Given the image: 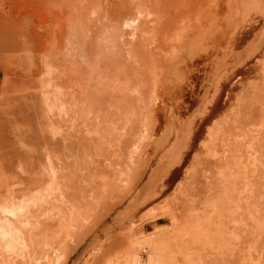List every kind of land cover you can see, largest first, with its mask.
I'll return each mask as SVG.
<instances>
[{"label":"rangeland","instance_id":"rangeland-1","mask_svg":"<svg viewBox=\"0 0 264 264\" xmlns=\"http://www.w3.org/2000/svg\"><path fill=\"white\" fill-rule=\"evenodd\" d=\"M111 1L0 0V201L48 194L58 236L36 241L49 248L44 264H123L127 245L190 220L202 231L189 240L181 233L188 248L163 264H264V0H139L150 25L167 26L152 39L162 47L156 70L129 57L136 40L122 22L96 33ZM118 1L127 12L133 0ZM200 21L209 32L181 49L178 73L166 60ZM113 36L115 45L96 48ZM188 55L198 62L186 69ZM129 73L159 94L183 89L160 96L161 120L148 126L143 148L121 156L120 172V137L145 117L146 104L130 101ZM60 217L69 220L63 228ZM147 260L140 253L138 264Z\"/></svg>","mask_w":264,"mask_h":264},{"label":"bare ground","instance_id":"bare-ground-1","mask_svg":"<svg viewBox=\"0 0 264 264\" xmlns=\"http://www.w3.org/2000/svg\"><path fill=\"white\" fill-rule=\"evenodd\" d=\"M130 1H132V0H130ZM202 1H200V4H199V7H201V8H203L202 5H201ZM99 2H100V0H99ZM101 2H102V0H101ZM107 2L109 3V1H107ZM148 2H150V1H148ZM127 3L129 4V6L127 5L128 11L124 12L121 9V8H124V7H121V6H123V4H120V2L118 0H112L110 2V4H109V7L112 9V14H110L109 16H107V14H106V17L109 18L107 22H103L104 21L103 19L106 18V17L105 18L103 17V19L101 18L103 20L102 22L98 21L99 23L98 22L93 23V25L94 24H95V26L97 25L96 28L98 27L97 30L95 29L97 32L96 31L95 32L96 33H99V32L102 33L105 28L106 29H107V27L109 28L113 23L114 24H118L119 22H122L124 27L130 31L131 37L136 40V42L134 41L135 43L132 41L133 44H130L132 46L131 50L127 52V53H130V54H128L129 57L132 58V59H134V58L138 59L140 65H141V66L139 65V67L142 68V65H144V66L146 65L147 68H148L149 67L148 65L150 64V67H151L150 69H152V67H154V63L155 64L158 63L157 62L158 61L157 58H159V57H156L157 54L160 53V51L162 50L161 46L157 45L158 46L157 48L154 47L152 39L154 40L155 34L157 33V31L166 30V29H164V27L167 28V26H162L160 23H158L156 21L152 22L153 24L150 25L149 20L146 21V17H148V15H149V18H152V17H150L151 14H148L146 12L147 10H145L143 8V7H145V5L142 6V2H140L139 0H133L132 2H127ZM144 3H145V0H144ZM204 6L207 7V5H204ZM163 9L165 10V8H163ZM204 9H205V12H206V8H204ZM148 10L150 11V9H148ZM153 15H156V13H153ZM159 15H161V13ZM188 16H190V15H187L186 17H188ZM193 16H195V15H193ZM177 17L174 16L175 19ZM156 18H159V17H156ZM88 19L90 20V17H88ZM156 20H158V19H156ZM151 21H153V20H151ZM170 22H172V21H170ZM158 24H160L161 26H158ZM196 24H198L197 27L196 26L191 27L192 29L194 28L193 30L191 29L192 31L195 30L193 32V35L190 38H188V40L185 41L186 43L184 42L185 44L183 43L182 46L178 45L179 51L178 52H174V53H176L175 57L172 59V57H171L172 55H171L170 58L172 60L171 61H170V59L168 61L166 60V62L168 64H170V67L175 68L176 72H178V73H180V69H179L178 65L180 66V64H179L180 60L179 59H180V57L182 55L181 49L184 46L186 47V49H189V46L195 45V44L197 45L201 41L200 35L203 34L206 31H207V33L209 32V30H207V29L205 30L204 28H202L204 26L203 25V21L202 22L200 21L199 23H196ZM89 27H91V26H89ZM121 27H122V25H121ZM94 28L95 27H93V29ZM88 29H89V31H92V27L88 28ZM121 29H123V28H121ZM182 32H184V30ZM160 33H162V32H160ZM163 33H165V31H163ZM190 34H192V32ZM120 35L117 38V40L120 38ZM164 35H166V34H164ZM114 36L116 37L118 35L115 34ZM115 37H114V39L112 38V39L107 40V41L105 40L106 42H103V43L100 42V44L99 45L97 44V46L94 45V44H92V45L90 44L89 46H90V48L91 47L93 48V47L96 46V48L99 47L98 49L104 50L103 47H105V49H106V48H109V47L115 45V39H116ZM156 37H158V35ZM167 37H168V35H167ZM175 37H176V35H175ZM177 37H176V39H177ZM199 39H200V41L198 42ZM130 43H131V41H130ZM94 52H96V51H94ZM94 52H93V54L96 55V56L95 55L94 56L97 57L100 60L102 58L100 53H102V52H100V51H99L100 53L98 51L96 53H94ZM88 53H89V51H88ZM184 54H185V52H184ZM105 55L106 54H103V56H105ZM186 55H187V53H186ZM188 56H189L188 59H190V60L185 61V68L186 69H189L191 66L195 65V63L198 62V60L195 61L193 59L194 55L193 56L188 55ZM109 57H110V55H109ZM160 61H162V60H160ZM162 64H160L159 67L160 66L162 67ZM164 64H165V62H164ZM157 67H158V65H157ZM157 67L155 68V70L157 69ZM126 68L130 69V67H126ZM122 73L124 74V72H122ZM155 73H156V71H155ZM158 73H161V72L159 71ZM129 74L131 75V73H129ZM132 74H133V76H135L136 73H132ZM155 75L156 74H154L153 76H155ZM125 76H126L125 74L123 76L121 74L119 77L120 78L122 77L121 79H122V81H124L126 78H128L127 76L126 77ZM131 76L129 77L130 82H128V83H130L131 85H134V86L136 85L137 88L134 89V87H133V90L136 93V97L133 100L130 99V101H134V102L136 101L138 103L146 104L141 109L142 113H144L145 117L141 121V126L136 127V129L135 128H131L127 132L128 133V137L126 136L127 138L124 137L125 135L123 136L124 138L122 137L123 139L120 137V139H121L120 142L125 144V148L121 149L122 147H121V145H119L120 147H118V148H120V149L119 150L117 149L118 151H120L119 152V156H118L120 158L117 159V160H119V159L121 160V161L119 160L121 163L119 161L117 163L118 165L120 163V166H121V169H119L120 172H123L124 171L123 168H125L124 166L122 167V165H121L125 161L124 160L122 162L121 158H123V157H121V156L123 154H125L124 155V158H125V156L127 154L125 151L126 150L129 151V148L131 149V148L134 147L135 150H137L139 148H143V146H144L143 142L146 141V139H148V136H149L150 130H151L150 129L151 126H150V128H148V126L150 124H153L154 121L156 122V120H158V121L161 120L160 119L161 117L158 115V111L154 109V107H156L155 105L158 106L160 103L162 104V101L159 100L160 96L163 94L166 97L173 98V95H175L179 89H183L182 86L179 85V84H178L179 86H175V85L167 86L165 88L163 87V89H162L163 92L161 91L162 94H159L160 91L158 92L157 87L156 88L153 87L151 89V87L154 86L155 84H151V82H149V77L147 78V76H145L146 79H143V80H147L148 79V81H145V83L147 84V82H148V83H150L152 85V86H150L148 84L149 87H146V85H145V87H146L145 89L149 88V90L151 91L150 92V91L147 90V92H146L145 89L142 87L143 86V84L141 83L142 79H139L140 77L139 78L137 77V79H134V78H136V76L135 77L132 76V79H134V81H135V83L133 84L132 79H130ZM151 77H152V75H151ZM158 77H159V74H158ZM138 79H139L141 84L140 83L137 84L136 81H138ZM152 80H153V78H152ZM155 80H157V79H155V77H154V80L152 81V83H155L154 82ZM159 81H160V79H159ZM139 84H140L141 87L139 86ZM160 88H161V86H160ZM145 92L148 93V95H146ZM149 93H150V95H149ZM166 97H165V99H166ZM126 98H127V96H126ZM161 99H163V98H161ZM158 100L160 102H157L158 103L157 104L156 101H158ZM165 102H166V100H165ZM147 106H149L150 109H148L149 107L147 108ZM158 108L160 110L159 106H158ZM160 114H161V111H160ZM159 123L161 124V122H159ZM141 127L143 128V133L144 134L143 133L141 134L142 131H139V130H141ZM131 153H135V152H131ZM130 155H132V154H130ZM126 165H127L126 168L128 169L130 167L129 163H126ZM58 189H61L59 182H58ZM15 197L17 198V196H15ZM16 198H6V199L0 201V264H44V262H42V261H44L45 258H43L42 256H44L43 254H45V252L48 251L49 248H47V250H45V248H41L40 246H37V242H38L39 238H45V237L49 236L50 234H52L54 232H56V234H57L56 236H58V231L52 230V228H54V226L52 224H50V221H49V219H51L52 217H55V215H56V214H50L49 215V213L53 211L54 205H51V203L49 202L48 194H38L37 196L34 195L32 197H29L28 199L25 198L21 202H17ZM61 201H62L61 204L63 206H66L67 204L70 205V208L67 206L66 209L70 211L71 215H73L75 213V211H76V207H75V205L73 203H71L72 202L71 197L68 198V196H66V198H64V200H61ZM57 217H58V215H57ZM68 221H69L68 218L60 217L59 218L60 227L63 228L65 225H67ZM191 223H192L191 220L190 221H186L185 224L182 225L183 228L179 229L177 232H174V231L168 229L165 226H159L152 233L147 234L143 238H138L136 241H134L133 243L127 245L121 251L120 255H121V258L123 260V264H138L139 263L140 253H144V254H146L148 256L147 264H163L164 257H166L167 255L173 253L175 249H176L175 251H177V248L182 249L184 246H185V248L187 247L184 244V243H186V241L181 243V244H179L180 240H178L177 238L181 235V233L184 232L183 236H180L181 238H183V237L187 238V237L191 236V234L193 233V232L191 233L192 229H194L195 231L198 230L200 232V230L202 228L201 223L198 224L196 227L195 226L193 227L191 225ZM205 227H204V229H205ZM191 237H193V236H191ZM194 238H196V237H194ZM200 238H201V234H200ZM204 238H207V237H204ZM183 239L185 240V238H183ZM209 239H210V237H209ZM206 240H208V239H206ZM176 241H178L177 242L178 245H174L173 244V243H176ZM195 241L197 242V240H195ZM184 250L185 249H183V251ZM179 252H181V251H179ZM179 252H178V254H179ZM180 255L183 256L184 254L180 253ZM122 260H121V262H122ZM119 261L117 263H119Z\"/></svg>","mask_w":264,"mask_h":264}]
</instances>
